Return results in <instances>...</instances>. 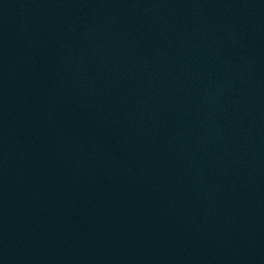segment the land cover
Here are the masks:
<instances>
[{
  "label": "water",
  "instance_id": "95a60500",
  "mask_svg": "<svg viewBox=\"0 0 264 264\" xmlns=\"http://www.w3.org/2000/svg\"><path fill=\"white\" fill-rule=\"evenodd\" d=\"M0 264H264V0H0Z\"/></svg>",
  "mask_w": 264,
  "mask_h": 264
}]
</instances>
